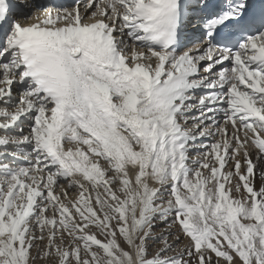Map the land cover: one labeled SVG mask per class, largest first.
Wrapping results in <instances>:
<instances>
[{
    "label": "snow or ice",
    "instance_id": "1",
    "mask_svg": "<svg viewBox=\"0 0 264 264\" xmlns=\"http://www.w3.org/2000/svg\"><path fill=\"white\" fill-rule=\"evenodd\" d=\"M0 264H264V0H0Z\"/></svg>",
    "mask_w": 264,
    "mask_h": 264
}]
</instances>
